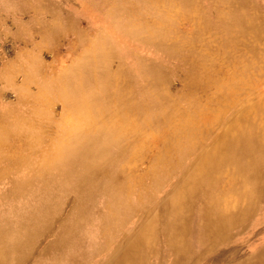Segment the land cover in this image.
<instances>
[{"label":"bare ground","instance_id":"obj_1","mask_svg":"<svg viewBox=\"0 0 264 264\" xmlns=\"http://www.w3.org/2000/svg\"><path fill=\"white\" fill-rule=\"evenodd\" d=\"M242 1L243 7L221 11L225 27L223 36L228 39L222 41L224 47H220V51L212 54L208 51L194 53L197 41L208 27L200 31L195 27L191 38H182L184 35L170 26L168 19L177 16L170 13H177L173 5L189 4V0H160L159 3L143 0L146 8L151 7L155 14L157 21L152 27L132 20L140 16L139 13L133 15L125 11L126 16H123V7H116L111 13L115 20L128 21L126 26L133 36L161 46L176 57L193 59L189 72L195 91L203 86H214L217 90L210 104L200 103L191 91L187 110H181L179 105L163 102L158 91L161 79L153 72L146 74L152 90L148 89L150 83L142 85L128 69L113 72L109 65L118 53L110 41L93 44L77 65L63 68L57 79L40 87L51 100L63 103L65 115L60 122L50 125L58 130L51 138L42 141L43 138L32 136L39 146L47 145L51 149L48 155L42 151L41 174L24 180L15 176L31 168V158L22 157L13 165L12 171L16 172L7 173L4 178L9 191L3 190V196L9 202L8 208L14 209L10 211L14 217L10 218L11 213L0 217V264H186L193 241V211L199 218L194 232L197 243L204 247L201 253L204 256L213 250L210 244L222 236L226 241L228 232L250 219L259 204L264 207V200L262 204L260 201L264 191V104L259 102L252 110L241 111L238 117L223 116L227 110L237 108L241 91L252 85L257 77L264 76V53H260L255 43L264 39V32L261 28L256 30L254 22L249 21L246 9L252 5L245 3L247 0ZM188 4L186 8H190ZM60 26L65 33L74 29L70 20ZM249 33L256 39L251 37L243 41ZM239 40L249 62L243 63L241 70L231 71L230 78L213 77L208 67L215 63L217 56L237 61L234 49ZM195 59L200 61L198 65ZM163 68L157 69L164 71ZM32 78L27 77L30 81ZM25 96L27 93L23 92ZM220 103H224V108L217 113L211 107ZM193 107L197 109L191 110ZM205 111L211 113L205 121L207 124L224 120L230 127L209 145L208 158L193 160L191 157L207 133L202 132V121L199 122ZM33 112L36 116H44V111L38 108ZM21 118L16 115L15 119ZM15 131L12 134H20V130ZM151 133L152 143L162 140L165 144L164 152L155 160V167L162 168L165 177L177 173V181L182 180L176 187V183L171 185L174 195L159 207V229H151L146 234V226H138L132 229L131 235L114 240L107 236L108 233L116 234L123 216L129 210L138 209L137 204L130 201L129 179L122 176L119 167L125 168L128 155L134 160L145 151L143 140ZM8 134L5 133L1 140L7 141ZM173 153L177 155L175 160L171 158ZM165 177L155 181L156 188H160ZM225 177L229 183L220 189ZM69 195L74 197V206L56 227L54 216L59 215ZM97 202L103 206L101 209ZM92 204L97 207L92 208ZM263 212L264 208L261 214L264 220ZM86 234L87 238L83 239ZM101 234L103 240L97 242ZM41 238L48 240L36 249ZM85 239L92 242L88 248L83 246ZM105 251L106 254H102ZM248 264H264V244L256 251V262Z\"/></svg>","mask_w":264,"mask_h":264},{"label":"rangeland","instance_id":"obj_2","mask_svg":"<svg viewBox=\"0 0 264 264\" xmlns=\"http://www.w3.org/2000/svg\"><path fill=\"white\" fill-rule=\"evenodd\" d=\"M193 1L189 0V4L183 3L180 5L181 7L173 5L177 13L176 11H170V13L177 16L168 19L169 23L171 22L170 26H174L173 28L176 29L179 35H184L182 38L186 36L191 38L195 27H197V31H200L202 27H208L210 31L206 29L202 32V38L197 41L196 48H198L194 50V53L198 54L200 51H208L211 54L216 53L224 47L222 41L228 39L223 36L225 27L221 21V11L230 12L239 5L243 7V1ZM157 2L159 3L160 0H157ZM245 3L252 5L246 9L250 16L249 21L254 22L256 30L261 28L264 32V0H247ZM187 4L190 7H187L188 9L185 7ZM116 7H123V16H126L123 14L125 11H129L133 15L139 13L140 16H135L132 20L135 21L136 19L140 21V24L144 23L148 27L154 26L157 21L151 10L152 8H146L143 0H0V154L4 155L3 158L0 156V217L14 210L8 208L9 202L3 196V190L9 191V186L6 185L7 181L4 179L7 173L16 172V170L13 172L12 168H14L13 165L19 162V158L29 157L28 159L31 158L30 161H32V163H29L31 168L25 169V171L21 170L15 176L24 180L33 179V177L40 175L41 171L39 169L44 163L43 154L48 155L47 152L51 149L47 145L39 146L34 138H43L41 140L44 141L46 138H51L55 133L57 134V128L50 127V125L60 122L65 115L63 103L60 100H51L50 95L42 92L40 87L57 79L63 68L72 64L77 65L83 53L90 51L93 44L104 41L109 43L108 41H110L122 60L117 57L118 55L114 56L111 59L109 68L115 73L121 68L128 69L131 75L142 85L150 83L149 90L153 88L152 83L146 79L147 72H153L155 76H158L161 79L158 91L162 94L163 102L166 105L169 102L172 105H179L178 107L181 110H187L191 91L198 96L202 104L207 102L210 104L209 101L215 99L217 90L214 86L200 87L197 92L195 91L196 88L192 87L189 68L193 59L176 57L171 53L169 54L161 46L133 36L126 26L127 20H115L112 17L111 13L114 12ZM178 7L180 8L178 9ZM189 9L190 11H188ZM155 12L157 13V11ZM164 12L167 15L165 10ZM65 20L73 22L74 29L72 31L65 33L61 30L60 24ZM120 25L124 31L120 28ZM212 28L214 29L212 30ZM251 37L255 38L249 33L243 38V41L250 40ZM203 38L204 40H202ZM255 39H253L254 42ZM260 40L255 42L256 47L260 53H264V39ZM239 42L240 40L238 46L236 45L234 49V56L237 61L228 57L217 56L215 63L208 67L209 71L212 70L213 77L219 78V80L230 78L232 76L231 71L237 72L244 66L243 63L249 62V56L243 53L244 48L239 45ZM183 53L186 54L185 51ZM195 60L198 65L200 61ZM161 67H164V71H158ZM29 75L34 77L31 79L32 81L27 79ZM251 84L247 89L241 91L237 108L227 110L226 113H223L224 115L222 114L224 117H238L241 111L252 110L259 102L264 104V76L257 77V80ZM22 90H24V94L27 93V96L23 97ZM223 104L220 103L217 107L211 108H215L216 112L219 113L221 112L220 109L224 108ZM34 108L44 111V116H36L33 112ZM197 108L193 107L191 110L195 111ZM209 112H203L202 118H199V122L202 121L200 122L203 126L202 132L207 133L203 136L201 145H199L200 148L198 147L194 156L191 157L193 160L196 157L206 158L207 148L212 141L229 130L230 125L224 120L219 121L217 124H207L205 121L211 114ZM16 115L22 118L16 120ZM222 122L223 124H221ZM213 125L215 128H213ZM32 127H35V129ZM29 128L31 131H28ZM15 129L20 130L19 135L12 134ZM52 129L53 131H51ZM5 133L10 134L6 136L7 141H2L1 139L5 137ZM152 135L151 133V135L144 138L145 151L139 154L136 157L137 159L133 160L128 155L124 164L125 168L121 165L119 167L122 176L127 180L129 179L130 201L132 204L135 202L138 209L135 211L129 210L123 216L119 231H115L116 234L111 232L108 235L106 234L114 240L119 241L124 235H131L132 229L138 226H146V234L151 229H159V207L168 197L171 198L174 195L175 192H172L171 185L176 183L174 186L176 187L182 180L181 178L177 181V173L165 177V171H162V168L155 167V160L164 152L165 144L162 140L152 143ZM176 157V153L171 155L173 160ZM159 177H165V179L160 188H156L155 181ZM228 183V179L225 177L219 188L227 187ZM263 200L264 191L261 194V204ZM74 203L73 195H69L64 199L61 212L59 215L54 216L56 227L59 221L65 219ZM96 204L99 209L103 207L98 202ZM96 207L95 204H92V208ZM263 208L259 204L258 210L253 213V216L241 222V225L237 227L242 228V230L232 229L228 232L229 235L226 241L222 236L223 239L221 238L210 244L213 246V250L204 256H201L204 247L201 243H197V236L194 232L196 230L195 224L199 221V218L195 216L196 211H193L191 218L193 241L189 246V255L185 263H255L256 251L260 249L257 248L264 243V220L261 219ZM13 217L14 214L11 213L10 218ZM128 223H130L129 227H127ZM82 238H87V234ZM47 240L41 238L36 245V249ZM102 240L101 234L97 242ZM89 242L92 244L91 241L85 239L83 246L88 248ZM102 254H106V251ZM217 257H220V260H215ZM151 260L154 261V258H150Z\"/></svg>","mask_w":264,"mask_h":264},{"label":"crops","instance_id":"obj_3","mask_svg":"<svg viewBox=\"0 0 264 264\" xmlns=\"http://www.w3.org/2000/svg\"><path fill=\"white\" fill-rule=\"evenodd\" d=\"M263 244H264V243H263ZM263 244H262V245H263ZM259 248H260V247H258L257 249H259ZM257 249H256V250H257ZM256 250H255V251H256Z\"/></svg>","mask_w":264,"mask_h":264}]
</instances>
